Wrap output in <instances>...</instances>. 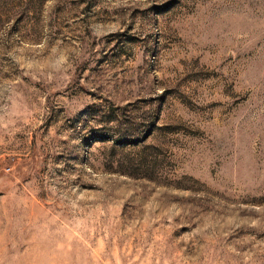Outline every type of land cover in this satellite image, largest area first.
<instances>
[{
	"label": "rangeland",
	"instance_id": "obj_1",
	"mask_svg": "<svg viewBox=\"0 0 264 264\" xmlns=\"http://www.w3.org/2000/svg\"><path fill=\"white\" fill-rule=\"evenodd\" d=\"M0 264H264V0H0Z\"/></svg>",
	"mask_w": 264,
	"mask_h": 264
}]
</instances>
